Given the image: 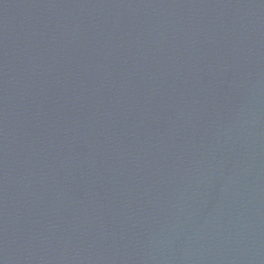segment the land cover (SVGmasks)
<instances>
[{"label": "water", "instance_id": "water-1", "mask_svg": "<svg viewBox=\"0 0 264 264\" xmlns=\"http://www.w3.org/2000/svg\"><path fill=\"white\" fill-rule=\"evenodd\" d=\"M0 264H264V0H0Z\"/></svg>", "mask_w": 264, "mask_h": 264}]
</instances>
